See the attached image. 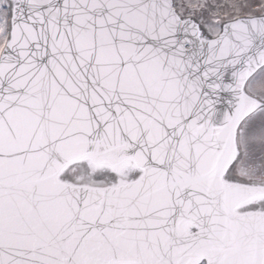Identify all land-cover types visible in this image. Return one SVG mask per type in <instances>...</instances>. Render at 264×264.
<instances>
[{"label": "snow or ice", "instance_id": "obj_1", "mask_svg": "<svg viewBox=\"0 0 264 264\" xmlns=\"http://www.w3.org/2000/svg\"><path fill=\"white\" fill-rule=\"evenodd\" d=\"M0 264H264V0H0Z\"/></svg>", "mask_w": 264, "mask_h": 264}]
</instances>
